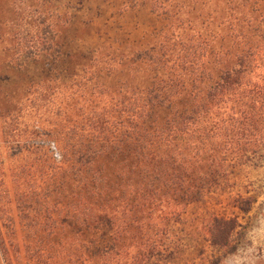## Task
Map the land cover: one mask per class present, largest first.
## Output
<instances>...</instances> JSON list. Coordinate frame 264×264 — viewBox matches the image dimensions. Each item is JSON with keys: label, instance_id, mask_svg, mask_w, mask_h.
<instances>
[{"label": "trees", "instance_id": "16d2710c", "mask_svg": "<svg viewBox=\"0 0 264 264\" xmlns=\"http://www.w3.org/2000/svg\"><path fill=\"white\" fill-rule=\"evenodd\" d=\"M55 1L1 6L0 264H163L188 226L218 263L238 215L185 216L264 167V0H127L164 21L138 46Z\"/></svg>", "mask_w": 264, "mask_h": 264}, {"label": "rangeland", "instance_id": "374dc122", "mask_svg": "<svg viewBox=\"0 0 264 264\" xmlns=\"http://www.w3.org/2000/svg\"><path fill=\"white\" fill-rule=\"evenodd\" d=\"M3 4L4 0H0V43L7 37L1 29ZM54 4L61 5L59 9L63 11L65 6H70L71 8L68 9L71 12L89 24L90 34L79 41L80 45H143L157 35L164 23L163 19L150 12L148 5L138 3L132 6L127 0H60V2L57 0ZM63 36L60 35L61 41ZM2 46L5 47L6 44ZM2 46L0 44L1 49ZM1 57L3 56L0 54V60ZM26 67L33 76L38 70V67L32 63ZM8 71H12L11 67L5 66L4 63L0 68L1 87L15 85L16 81L6 83L4 75L6 72L9 73ZM238 196L253 199L248 213H243L232 205ZM211 212L238 215L240 226L235 237V249L216 263L213 261L216 252L208 246H205V250L199 254V247L204 244L192 240L189 235L186 236L188 226L184 231H176L182 241L180 253L176 254L173 261L163 264H264V167L233 169L223 190L207 195L203 202L188 208L186 223L189 224L194 220L196 224Z\"/></svg>", "mask_w": 264, "mask_h": 264}]
</instances>
